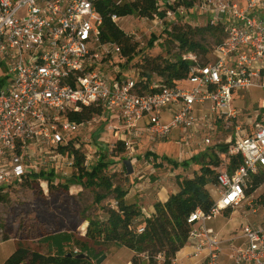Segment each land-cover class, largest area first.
I'll use <instances>...</instances> for the list:
<instances>
[{"label":"built area","instance_id":"obj_1","mask_svg":"<svg viewBox=\"0 0 264 264\" xmlns=\"http://www.w3.org/2000/svg\"><path fill=\"white\" fill-rule=\"evenodd\" d=\"M99 2L0 0V192L32 177L38 162L29 155L31 147L68 145L65 136L88 123L71 121L69 114L83 108H99L116 122L108 129L118 130L129 154L140 139L168 140L179 131L183 135L179 139L176 134L177 145L186 150L195 142L203 152L219 125L225 132L234 126L225 140L227 150L215 146L221 161L214 185L219 199L209 213L197 209L188 220L187 258L191 264H222L226 253L232 264H264V226L246 223L225 237L208 225L248 200L251 180L264 168V104L250 128L239 124L236 105L249 92L264 90V0H196L190 5L159 1L164 17L145 19L191 27L209 23L222 27L224 39L211 56L184 52L187 78L171 86L154 85L151 89H159L145 94L138 92L139 78L112 79L103 70V56L125 57L119 45L101 40ZM120 19L112 16L114 22ZM234 156L240 163L232 169ZM54 160L57 168H75L68 153L60 151ZM89 161L86 156L88 168ZM150 215L144 213L139 222ZM143 232L139 227L138 233Z\"/></svg>","mask_w":264,"mask_h":264},{"label":"rangeland","instance_id":"obj_2","mask_svg":"<svg viewBox=\"0 0 264 264\" xmlns=\"http://www.w3.org/2000/svg\"><path fill=\"white\" fill-rule=\"evenodd\" d=\"M131 1L133 0H124V2ZM174 1L176 5H179L196 0ZM116 23L130 37L131 43L136 45L137 50L132 61L123 59L121 56H103L101 59L102 68L112 79L117 77L120 79L139 78L138 67L145 60L157 57L170 60L179 52L177 44L170 38L169 32L173 25L168 21L160 23L137 16H128L121 18ZM152 38L155 41L153 45H150L149 42ZM204 38V45L209 50L207 56H211L216 47L215 38L211 35H205ZM159 81L160 78L153 74L151 84L159 83ZM249 93L244 98H239L236 103L237 109L241 111L239 124L242 128H250L260 106L264 104V90L255 89ZM100 111V114L94 115L92 120L81 127L76 134L67 135L65 138L68 142H74L77 148L90 159L89 169L95 165L101 155H105L111 162L107 171L108 175H113L115 183L124 189L137 184L148 190H159L162 181H170L174 185L176 184L174 188L179 187L181 179L193 178L200 173V166L192 161L193 158L204 153L209 159L213 156L214 148H217L215 146L225 147V140L234 129V126H230L231 130L225 132L222 125H219V132L213 137L210 147L203 152L196 148L195 142L190 141L189 146L184 147L186 150L177 145L175 143L176 134L178 137L179 134L181 137L183 135L179 131V133L175 132L168 140L140 139L135 143L136 145L134 144L135 149L132 154L126 150L123 154H117L114 150L119 140L118 130L111 132L108 129L110 123L116 125V122H110L104 116V112ZM61 146L56 148L43 144L38 147L33 146L29 150V155L38 162L34 174L54 172L52 182L56 187L51 188L47 179L32 176L31 184L14 185L7 192H0L6 194L5 200L0 201V264H3L19 246L48 254L47 245L39 241V238L60 231L72 234L74 239L72 251L85 254L81 250V246L87 242L85 223L81 218L83 211L88 209L87 214L103 218L105 214L101 206L115 203L111 196L101 204H96L94 190L83 188L73 178L76 173L75 168L70 170L63 165L57 168L58 164L54 158L60 152L59 147ZM148 152L156 154L160 159L158 161H154L152 157L143 159ZM162 157L171 159L174 163L168 162ZM190 162L191 164H189ZM160 163L162 164L159 165ZM132 180L135 181V184L130 183ZM64 186H67L68 190H65ZM207 188L213 199L218 200L219 194L214 184H209ZM262 193H264V185L249 196L241 207L225 210L208 222V225L225 237L230 236L233 231L240 230L246 223L257 227L264 226V208L256 204V200ZM249 201L256 208L255 213H252V209L248 205ZM4 236H8L10 240L2 242ZM95 252L96 254L103 253L105 256L101 264H126L133 256L131 250L110 242L95 247ZM190 252V246H185L177 254V262L175 263L174 260L173 264H191L192 260L187 258ZM159 261L163 263L164 258L161 257ZM220 261L222 264H232L226 253L222 255Z\"/></svg>","mask_w":264,"mask_h":264},{"label":"trees","instance_id":"obj_3","mask_svg":"<svg viewBox=\"0 0 264 264\" xmlns=\"http://www.w3.org/2000/svg\"><path fill=\"white\" fill-rule=\"evenodd\" d=\"M159 1L163 0H133L116 5L111 0H100L98 11L103 17L100 32L102 42L119 45L122 49V56L128 61H132L136 56V45L131 43L130 37L112 20V16L116 15L120 18L137 16L153 19L157 15L163 18L164 12H159L157 8ZM169 35L177 44L179 52L170 60L157 57L147 59L139 65L138 92L140 94L155 92L159 86H171L175 82L187 78L189 64L183 61L182 54L191 51L202 56L207 55L209 50L203 42L205 35L213 36L216 46L221 44L224 39L222 27L209 23L195 27L175 24ZM154 41L152 38L149 44L153 45ZM153 74L160 78L159 83L151 84ZM154 85L159 86L151 89ZM100 110L95 107L83 108L79 113H70L69 119L78 124H84L92 120L94 115L100 114ZM59 150L74 157L76 173L73 178L83 188L94 190L96 204H101L111 196L115 203L101 206L105 214L103 218L87 214L88 209L83 211L81 218L87 224L85 229L87 242L81 246V250L85 254L72 251L74 247L72 234L60 231L39 238V241L47 245L48 254L19 246L3 264H94V261L103 255V253L96 254L95 247L108 242L131 250L133 252L131 264H159L161 257L164 258L161 264H173L177 254L186 246L190 232L188 223L190 215L197 209L209 213L213 208L214 199L207 186L217 183L216 169L221 161L215 148L212 152L213 156L209 159L204 153L193 158L192 161L200 166V173L193 178L181 179L178 184L179 190L172 193L167 201L156 202L154 212L143 222H139L142 214L138 205L126 200L128 190L116 184L113 175H108L107 171L111 162L105 155H101L95 165L89 169L85 165L86 155L75 146L74 142L70 141L68 145L59 147ZM226 150V147H222L218 151L225 152ZM114 151L117 154H123L124 144L118 140ZM146 157L148 159L152 157L154 161L160 159L152 152H148ZM162 159L174 163L166 157H162ZM239 163L240 159L234 156L231 159L230 167L235 169ZM31 176L47 179L51 188L56 187L52 182L54 172L48 174L42 172L31 174ZM32 182L31 177H28L22 182V185ZM262 185H264V168L252 178L247 188V196H251ZM63 188L68 190L67 186ZM5 198L6 194L0 193V201H4ZM256 204L264 208V193L258 197ZM139 227L144 228L143 233H138ZM8 240L10 238L4 236L2 242ZM81 255H85V257L82 258Z\"/></svg>","mask_w":264,"mask_h":264},{"label":"crops","instance_id":"obj_4","mask_svg":"<svg viewBox=\"0 0 264 264\" xmlns=\"http://www.w3.org/2000/svg\"><path fill=\"white\" fill-rule=\"evenodd\" d=\"M135 181H130V183H134ZM161 189L148 190L145 188H141L139 185L129 186L127 188L128 195L126 197L127 202L135 203L140 208L141 214L144 213L152 214L154 212V205L156 202H165L169 198L172 193H176L179 190V187L174 188V185L170 181H162ZM135 184V183H134ZM180 253V252H179ZM178 253V254H179ZM132 259V258H131ZM131 259L126 264H131ZM177 262V258L175 259V263ZM161 264V262L159 263Z\"/></svg>","mask_w":264,"mask_h":264},{"label":"water","instance_id":"obj_5","mask_svg":"<svg viewBox=\"0 0 264 264\" xmlns=\"http://www.w3.org/2000/svg\"><path fill=\"white\" fill-rule=\"evenodd\" d=\"M82 258L85 257V255H81ZM105 259V256H101L99 259L96 260V264H101L103 262V260Z\"/></svg>","mask_w":264,"mask_h":264},{"label":"bare ground","instance_id":"obj_6","mask_svg":"<svg viewBox=\"0 0 264 264\" xmlns=\"http://www.w3.org/2000/svg\"><path fill=\"white\" fill-rule=\"evenodd\" d=\"M86 226H87V224L85 223V227L84 228H86Z\"/></svg>","mask_w":264,"mask_h":264}]
</instances>
